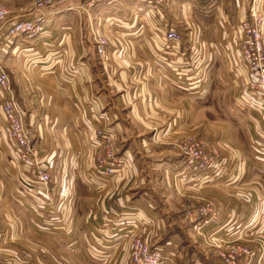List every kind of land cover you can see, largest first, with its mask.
Wrapping results in <instances>:
<instances>
[{"label":"crops","instance_id":"crops-1","mask_svg":"<svg viewBox=\"0 0 264 264\" xmlns=\"http://www.w3.org/2000/svg\"><path fill=\"white\" fill-rule=\"evenodd\" d=\"M31 1L0 0L8 10L0 23V67L26 128L36 137L41 165L53 169L55 204L44 210L41 186L17 175L24 188L32 185L38 192L33 211L41 213L26 223L35 232L44 231L43 226L55 229L51 234L58 233L73 251L64 255L61 246L50 248L52 240L40 237L41 242L30 241L25 221L18 212L12 215L9 203L0 207L5 210L0 231H21L22 225L25 236L18 242L19 258L12 247L4 248L0 264H30L35 258L40 264L63 258L64 264H128L134 233L151 247L162 246L167 260L178 258L180 264H219L214 248L232 239L245 244L259 237L264 242V187L255 178L264 180V170L250 166L255 149L248 140L242 139L246 150L239 140L204 141L206 155L218 144L222 148L204 170L189 176L171 149L178 136L202 131L200 125H190L191 101L203 105L210 92L225 89L221 78H215L226 65L222 52L232 50L231 39L250 10L264 14V0H165L157 9L147 0H72L42 10L34 9ZM37 17L47 27L44 35H5L3 27L9 23ZM163 26L182 35L165 53ZM97 35L105 39L103 56L94 51ZM187 59L191 64L183 69ZM197 74L209 77L202 89ZM248 105L253 109L257 101L249 98ZM100 126L112 130L124 155L121 168L107 179L91 168L94 131ZM220 126L223 137L227 128ZM251 129L252 146H264V121ZM0 139L7 140L1 115ZM4 183L0 196L10 189ZM204 206L210 210L182 217L188 208ZM196 226L211 235L202 230L197 235ZM224 231L230 234L224 236Z\"/></svg>","mask_w":264,"mask_h":264},{"label":"built area","instance_id":"built-area-1","mask_svg":"<svg viewBox=\"0 0 264 264\" xmlns=\"http://www.w3.org/2000/svg\"><path fill=\"white\" fill-rule=\"evenodd\" d=\"M72 0H32V7L36 10H42L55 4L70 3ZM148 4L153 9H157L164 4L165 0H147ZM8 14L6 6L0 3V23L4 22ZM249 19H244L240 23V31L236 39L240 40L241 56L249 69V77L245 81L246 89L250 90L252 96L255 94L259 98L260 103L257 102V107L251 109L253 113L258 112L256 108L263 107L264 109V31L263 23L258 19L257 24L249 22L252 18H261L263 14L250 10ZM4 33L8 37H22L32 38L33 36L44 35L47 31L46 25L41 22L40 18L34 20H16L4 26ZM161 39L164 44L162 51L166 52L167 47L178 45L182 40V35L170 27L163 28ZM96 51L102 54L104 51L105 39L101 35L94 37ZM183 69L190 66V62L183 61ZM175 71V69H174ZM176 75V74H174ZM184 76H186L184 74ZM183 76V77H184ZM185 78V77H184ZM187 78V77H186ZM196 78L199 80V88H204L208 83V78L204 74H197ZM260 87V89H259ZM0 115L5 121L6 125V139L10 144L9 147L15 152V163L19 166V172L23 177L39 184L42 188V197L45 200L46 206L44 210H48L47 206L55 204L56 199L52 193V167L51 165L42 166L40 163V155L38 154V143L34 138V134L26 128L20 106L14 97L10 88V82L7 74L0 67ZM96 137L98 136L99 146L95 148L94 153H101V156L95 160V165L92 170L100 177L107 178L114 173L116 168L120 166V158H116L115 151H118L116 142L112 134L104 133V129L95 130ZM178 148L181 150L182 156L186 159L187 164L195 168L201 166L205 168L209 165L210 159L215 157V149H210L209 155L204 152V142L195 137L186 138L178 141ZM263 162L262 154L255 156V162ZM198 165H197V163ZM12 164L13 161L10 160ZM200 167V168H201ZM27 171V172H26ZM20 182L21 196L27 203L28 208L33 212V197L38 195L34 186L24 188ZM36 186V185H35ZM202 211V210H199ZM190 216V212H188ZM34 219L37 220L38 214H35ZM49 231V230H48ZM51 232V231H50ZM93 234V231H91ZM228 235L224 231L223 235ZM92 250V248H90ZM255 254L250 248L244 245L232 244L227 246L224 250H217L215 255L221 264H251L252 256ZM129 264H170L165 261L164 251L162 246L151 247L148 241L140 234L134 233L130 236L128 249ZM38 264V262H37Z\"/></svg>","mask_w":264,"mask_h":264},{"label":"rangeland","instance_id":"rangeland-1","mask_svg":"<svg viewBox=\"0 0 264 264\" xmlns=\"http://www.w3.org/2000/svg\"><path fill=\"white\" fill-rule=\"evenodd\" d=\"M67 5L71 6L69 4H66L65 6H67ZM256 12H258V11H256ZM249 18L250 17L247 16L244 19H249ZM258 19L261 20V22L263 23L262 28L264 31V14H263V17L252 18V19H250L249 22H253L254 24H257ZM160 32L162 33L163 30H161ZM236 37H237V34L235 35L234 38L231 39V41H232L231 43H234V45H231L232 50L222 52V54L225 57V59L223 58L222 63L224 65L225 64L226 65L224 66V68H222L221 70L216 72L215 78H221L220 81L224 82V84H223L224 86H222V88L224 87L225 89H223L222 91L218 90V92H216V93L210 92V96L207 98V100H205L203 102V105L201 103L197 102L196 100L191 101V103H192L191 107H193V111L191 114L192 118H191L190 125H193V126L200 125L199 129L202 128V131L199 130L196 132H192L191 134H193V135H190V134L180 135L174 140V143L172 145L171 149L174 152H176L180 156V158H182L183 169L181 171L184 172V174H186L188 176L190 174H194L195 171L198 170L201 166H198L196 168V164H194L195 168H193L192 165L187 164L186 159L182 156L181 150L178 148V145H179L178 141L186 139V138H190L191 136L195 137V138H199L203 142L204 141L210 142L209 144H213L216 141H220L219 140L220 138L221 139L229 138V139H232L234 141L239 140V142H240L239 145L244 150L248 149V146H247V142H242V139L248 140L250 147L255 149V150H253L254 160L253 161H252V159L250 160V166L253 167V169L255 171H263L264 170V163L263 162H261V161L255 162V156L257 157L258 155L264 153V151H263L264 146L260 147V145L259 146L254 145V147H253L252 144L250 143V142H252L251 139L253 138V134H254V131H252V129H251L252 124L259 122V124L261 125V122L264 121L263 120L264 109H263V107L256 108V110L258 112L253 113L251 108L249 107V105H248L249 98L260 103L259 98L256 97L257 96L256 94L254 96L243 97V94H247L248 91L250 92V90H251V89L247 90L245 88L246 87L245 81L249 77V69H248L247 64L245 63V61L243 60V58L241 56L240 40L236 39ZM94 51L97 55L101 56L105 51V47H104V51L102 54L97 53L95 46H94ZM100 56H98V57H100ZM189 62H190V60H189ZM154 68H157V66H155ZM220 71H221V73H220ZM157 76H160V73ZM184 77L186 78L187 76H184ZM222 78H223V81H222ZM259 89H260V87H259ZM204 115H205V117H207L206 118L207 121H205ZM198 116H200V118H198ZM204 121H205V124H207V126H204ZM199 122H200V124H199ZM211 123H214V125H211ZM231 123H232V125H231ZM220 124L221 125L225 124V126L227 128V132L223 134V137L221 136ZM238 126H239V129L237 130L236 128H238ZM192 127L190 129H192ZM96 129H104V133H106L108 135L112 134L113 138L115 139L112 130L108 126H100L98 128H95V130ZM94 133H95V131H94ZM175 133H177V132H174V134ZM34 138H36V137L34 136ZM212 141H214V142H212ZM8 144H10L8 142V140H6V142L3 143V141L0 139V180L2 182H5V183L6 182L10 183V185H9L10 189H8V193H7L8 195L4 194V196H3V194H2L0 196V207L6 208L5 205L11 204L9 206V210L12 207V215H13V212H18V214L20 216H22V219H23V221H25V223L27 220H28V223H29V221L33 222L32 221L33 217L31 215V211L29 210L27 203L24 201V199L22 198V196L20 194V193H22V191H21V186H20V180L18 179V175H17L19 172V166L15 163V161H16L15 152L10 149ZM98 144H99L98 136L96 137V135H95L94 140H93V144H92L93 164H92L91 168H94L95 160H97V157L101 156V153H97V154L94 153L95 148H97L99 146ZM218 145H219L218 147L217 146L213 147L215 149V152H216L215 156L218 155L220 148H222V144H218ZM212 146H214V145H212ZM117 148H118V146H117ZM38 154H39V152H38ZM115 156H116V158H120L121 164H120V166H118L116 168L114 173L121 168V166L123 165V160H124V158H123L124 155L122 152H120L119 148H118V151H115ZM10 160L13 161L12 164L10 163ZM197 165H198V163H197ZM204 169L205 168H203V170ZM112 175H110L109 177H111ZM109 177H107V178H109ZM107 178H102V179H107ZM255 178H257L256 180L260 181L259 182L260 187H264V180L260 179L259 176H255ZM5 183H4V187L6 185ZM6 189H7V186H6ZM199 210H202L206 213V211H209L210 208H206L205 206L203 208H198V209L195 207H190L186 211H183L182 217L184 216L188 219H191L194 217V214H195L194 211L197 213V212H199ZM188 212H190V216H188ZM1 213H5V210H3V211L0 210V214ZM33 213L34 214H40L41 211H37V209H36L33 211ZM69 213L72 214L73 212H69ZM19 215L16 214V217L20 218ZM212 215H211V219L213 218ZM26 226H24L25 229L29 230L30 234H31V238L29 237L30 241L36 240V241L41 242L40 239L39 240L37 239L38 237H40V238H42L41 240H43V239H46V240L48 239L49 241L52 240L51 241L53 243L52 245L47 244V246L50 248L53 247V249L59 250V247L61 246L63 254L73 251V250L69 249V247L72 246L71 244L60 241V238L57 235L58 233L51 234L55 231V229H50L49 231H46L47 228H45L43 226L40 229H42V230L45 229L44 231H37L36 230L37 232H35L33 230L34 228H31L27 223H26ZM24 227H23V229H24ZM199 228H201V227L196 226L194 229V232L197 235H200L199 232L201 230H202L203 235H205V234H207L206 236L211 235V234L207 233L208 232L207 230L204 231V229H199ZM20 230L21 231H19L18 227H16L15 230H13V233H11V230H10V232H8V230L7 231L6 230L0 231V244L2 243V245H0L1 246L0 247V254L2 253V251H1L2 249L4 250V248L12 247L13 248L12 251L15 252V257L19 258V255L17 253L18 252L17 246H19L18 242L23 240L22 237L25 236L24 233H21V232H23L22 231V225L20 226ZM197 230H199V231L196 232ZM242 230H243V228H241V231ZM95 232L97 234L102 233V232H99L97 230H95ZM125 233H128V232H125ZM83 234H84V232H83ZM87 234L92 235V233H90V232ZM224 236H228V235L224 234ZM239 239H236V241L234 239H232L229 241H225L224 244L216 245V247L213 250L214 255L217 252V250H224L227 246L232 245V244L236 245V242H237V244L241 243V241L238 242ZM4 240H6L5 244L3 242ZM87 244H86V241L83 242V247L86 248ZM239 245H244L247 248V250L250 248V250H252L254 253H256L255 257L252 256L253 263H251V264H264V261H263L264 260V242L261 240V238L257 237L253 241H250V239H249L247 242H245V244H239ZM128 249H129V245H128ZM75 250H79V248L77 247ZM83 250H85V249H83ZM162 250L164 251L163 248H162ZM173 251L174 252H172V253H175L174 249H173ZM23 256L28 257V259H30L28 254H23ZM164 256H165V261L167 263L180 264L178 261V258L167 260L168 256L166 254H164ZM175 257H176V253H175ZM181 259L182 258L180 257V260ZM217 259H218V257H217ZM61 260L64 261L65 259L63 258ZM61 260H58V261L57 260L56 261L50 260L46 264H64V262H62ZM37 262H38V259L35 258V259H33V262H31L30 264H37ZM218 263L221 264L219 262V260H218ZM38 264H40V263L38 262ZM67 264H69L68 261H67Z\"/></svg>","mask_w":264,"mask_h":264}]
</instances>
